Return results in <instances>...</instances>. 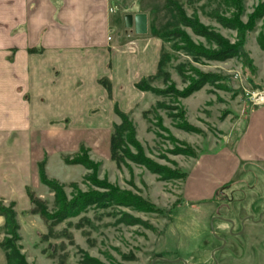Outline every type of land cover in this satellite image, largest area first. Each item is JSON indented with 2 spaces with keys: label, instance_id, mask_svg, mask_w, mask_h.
I'll return each mask as SVG.
<instances>
[{
  "label": "rangeland",
  "instance_id": "obj_1",
  "mask_svg": "<svg viewBox=\"0 0 264 264\" xmlns=\"http://www.w3.org/2000/svg\"><path fill=\"white\" fill-rule=\"evenodd\" d=\"M188 1L181 8L193 28L179 26L184 35L165 45L173 56L166 69L170 82L158 80L152 87L182 92L201 76H205L204 83L186 98L173 91L165 97L144 93L142 103L131 115L137 146L130 150L139 163L126 160L117 167L110 158L109 142L105 146V138H97L93 140L92 158L87 148L84 152L93 170L80 177L85 168L68 163L80 154L79 148L64 160L82 166L80 169L50 167V176L61 181H56L58 184L65 182L60 184V203L41 182L43 196L33 193L49 216L44 220L33 213L28 195L31 190L24 184L32 180L34 171L29 161L33 153L43 148L47 154L48 141L41 147L38 137L21 133L0 136V203L13 206L21 238L13 244L21 247L28 264H218L229 259L230 246L249 243V233L235 238L229 228L225 229L223 220L231 209L229 185L220 187L211 202L194 203L186 199L183 190L185 183L190 190V181L186 180L188 176L194 178L196 157L230 145L253 106L251 95L264 92V0H229L230 6L224 0ZM216 36L234 47L235 55L222 61L202 56L201 52L218 50ZM192 44L200 50V56L179 49ZM181 109L185 111L182 122L170 117L180 114ZM119 121L115 116L109 138L112 124ZM41 170L47 175L43 160L36 164L38 178ZM263 179H257L259 183L247 181L253 187H240L242 196L248 199L243 201L262 196L264 203ZM106 192L111 203L80 207L62 221L50 218L60 212L65 201ZM261 210L264 206L255 209V214ZM4 225L5 218L0 215V264H8L2 244L10 236Z\"/></svg>",
  "mask_w": 264,
  "mask_h": 264
},
{
  "label": "crops",
  "instance_id": "obj_2",
  "mask_svg": "<svg viewBox=\"0 0 264 264\" xmlns=\"http://www.w3.org/2000/svg\"><path fill=\"white\" fill-rule=\"evenodd\" d=\"M174 19L165 0H0V136L21 133L40 138L41 147L45 140L50 145L47 154L43 148L33 153L26 188L43 196L40 161L46 176L61 182L49 174L53 164L80 169L64 159L81 146L92 158L97 138L108 145L113 105L128 112L142 103L145 94L136 83L155 74L162 48L156 34L173 28ZM193 167L189 191L184 184L186 199L211 202L229 185L225 229L235 238L250 236L217 263L264 264V211L255 214L263 197L243 201L248 199L240 190L264 178V103L248 110L230 145L200 153Z\"/></svg>",
  "mask_w": 264,
  "mask_h": 264
},
{
  "label": "trees",
  "instance_id": "obj_3",
  "mask_svg": "<svg viewBox=\"0 0 264 264\" xmlns=\"http://www.w3.org/2000/svg\"><path fill=\"white\" fill-rule=\"evenodd\" d=\"M188 2H189L188 0H165L166 7L172 10L178 24L171 29H166L156 34L162 40V48L160 51V56L157 64V70L155 74L144 77L136 83V87L140 91L144 93H152L164 97L166 95H169L173 91V93H175L178 97L186 98L192 93L201 89V87L203 86L205 76L199 77L200 78L199 81L197 80L195 82H191L189 86L182 92L171 89H170L171 91H162L152 87V85L158 80H161L164 83L170 82V74L166 69L167 66L171 63L173 56L171 55L170 52L166 51L165 45L167 43L168 45H170L172 43L171 41L175 40L178 37L181 38L184 35L178 28L179 26L193 28V24L190 21H187L186 18H184L181 8V6H183L184 3H188ZM224 2L226 6H230L231 4L229 0H224ZM195 31L197 34L200 33V31L198 30H194V32ZM200 35L205 36L204 34H200ZM215 42L219 47L216 52H213L211 54L209 53L205 54L201 52V55L204 56L206 59L222 61L235 55L234 54L235 48L228 46V43L225 42L223 39L219 38V36L215 37ZM170 48L171 51L176 50V48H173V44L171 45ZM179 49L185 52L186 54L188 53L189 55L195 57L200 56V50H198V48L193 44L190 47L183 46L180 47ZM180 75L182 76V73H180ZM106 88L108 93L110 94L109 87L106 86ZM156 106L162 109L164 108L166 110L169 109L167 106H165V104H161V103H156ZM134 109L128 112H121L116 104L113 105V113L115 114L116 117L119 118L120 121L118 124L117 123L112 124V132L109 138V150H110V158L117 167L123 165L126 160L133 163H139L138 157L134 155L130 150V148L136 149L137 146V142L135 139L136 130L131 119V115ZM179 111L180 114H178L177 116L173 115L170 117H174V118L177 117L182 122L185 115V111L182 109ZM79 151L80 154H77V156L72 158L68 163L80 164L86 170L92 171L93 163L90 162L89 158H87L84 153L87 152V149L81 146ZM39 173H40L39 174L40 182L46 185L54 193L56 203H60V201L63 199L61 198V196H63L62 186L58 184L56 181L49 180L45 175V173L43 172V170H41ZM28 195L34 207L33 213H38L42 219L48 220L49 216L46 214V212H44V208L42 206V203L39 201V199L36 198L31 192H29ZM111 202H112L111 196L109 195L108 192L104 194H95L92 196L80 195L78 198H75L71 202H66V201L63 202L60 212L58 214H55L56 216H51L50 218L54 220L57 219L58 221H62L66 219L69 215H72L73 210H78L80 209V207H85L91 204L104 205L106 203H111ZM0 215H2L5 218L4 227L8 229L7 233L10 236L9 238L10 240H6L2 244L8 264H28L25 258L23 257V255L20 253L21 247L20 246L16 247V245L13 244L14 242L17 243L21 239L18 234L19 226L15 219V212L13 210V206L5 207L0 203Z\"/></svg>",
  "mask_w": 264,
  "mask_h": 264
},
{
  "label": "built area",
  "instance_id": "obj_4",
  "mask_svg": "<svg viewBox=\"0 0 264 264\" xmlns=\"http://www.w3.org/2000/svg\"><path fill=\"white\" fill-rule=\"evenodd\" d=\"M250 101L252 105H258L264 103V92H257L251 95Z\"/></svg>",
  "mask_w": 264,
  "mask_h": 264
},
{
  "label": "water",
  "instance_id": "obj_5",
  "mask_svg": "<svg viewBox=\"0 0 264 264\" xmlns=\"http://www.w3.org/2000/svg\"><path fill=\"white\" fill-rule=\"evenodd\" d=\"M129 18V17H128Z\"/></svg>",
  "mask_w": 264,
  "mask_h": 264
}]
</instances>
